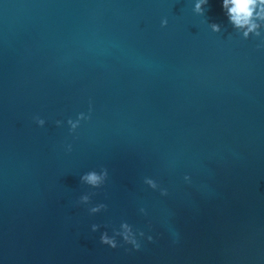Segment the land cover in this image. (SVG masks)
<instances>
[{"label":"water","instance_id":"1","mask_svg":"<svg viewBox=\"0 0 264 264\" xmlns=\"http://www.w3.org/2000/svg\"><path fill=\"white\" fill-rule=\"evenodd\" d=\"M195 3L0 0V240L122 222L138 240H264V10L244 39L223 0ZM103 168L100 188L80 181ZM139 243L0 241V264H264V241Z\"/></svg>","mask_w":264,"mask_h":264},{"label":"clouds","instance_id":"2","mask_svg":"<svg viewBox=\"0 0 264 264\" xmlns=\"http://www.w3.org/2000/svg\"><path fill=\"white\" fill-rule=\"evenodd\" d=\"M208 3V0H196L194 5V12L197 14L203 15L205 13L204 5ZM261 8L264 10V0H223L222 9L226 12V16L228 21L233 25L235 29L243 30L242 36L244 39L249 38V33L256 37H261V25L254 21V12L257 8ZM167 20L164 19L161 21V26H166ZM210 27L213 32H220L221 26L217 23H211ZM258 47H264V39H262V44ZM90 119V116H86L84 113H80L75 121L69 119L67 121L70 126V132H75V130L79 127L81 120ZM36 123L43 127L45 121L39 117H35ZM61 121H56L57 126L61 125ZM71 144L67 145V151H71ZM108 178V170L106 168L101 169L98 173L95 170L84 173L80 176V181L84 184L89 185L92 188H100ZM187 180L188 177L186 176ZM144 183L147 184L152 189H157V183L150 178H145ZM160 194L162 196L168 195L167 189L161 188ZM91 194H85L80 197V203L89 204L90 203ZM107 205L100 203L95 206L89 208L90 214H96L101 212L102 210H106ZM140 211L147 214L144 208H141ZM100 225L93 224L91 226V230L96 232L100 229ZM137 235L139 237H144L145 233L143 231L137 230L134 231L133 227L127 222H122L120 224L119 230L113 229V235L109 236L107 231H104L100 235V243L103 245H107L113 249L118 247L116 237H122L124 243L132 245L133 249L139 250L141 245L137 239ZM147 240L149 242L153 241V237L151 235L147 236Z\"/></svg>","mask_w":264,"mask_h":264}]
</instances>
